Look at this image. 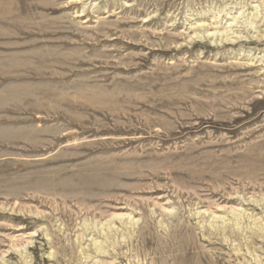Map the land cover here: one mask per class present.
<instances>
[{"label": "rangeland", "instance_id": "1", "mask_svg": "<svg viewBox=\"0 0 264 264\" xmlns=\"http://www.w3.org/2000/svg\"><path fill=\"white\" fill-rule=\"evenodd\" d=\"M0 264H264V0H0Z\"/></svg>", "mask_w": 264, "mask_h": 264}]
</instances>
